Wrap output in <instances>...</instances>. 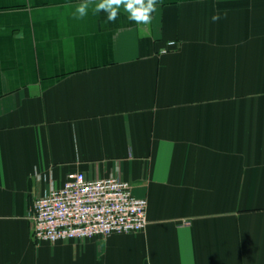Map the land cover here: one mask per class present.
Segmentation results:
<instances>
[{"label": "crops", "instance_id": "obj_1", "mask_svg": "<svg viewBox=\"0 0 264 264\" xmlns=\"http://www.w3.org/2000/svg\"><path fill=\"white\" fill-rule=\"evenodd\" d=\"M81 2L0 0V264H264V0ZM74 172L128 181L145 230L34 242Z\"/></svg>", "mask_w": 264, "mask_h": 264}, {"label": "built area", "instance_id": "obj_2", "mask_svg": "<svg viewBox=\"0 0 264 264\" xmlns=\"http://www.w3.org/2000/svg\"><path fill=\"white\" fill-rule=\"evenodd\" d=\"M176 47L175 42L168 48ZM146 210L147 201L133 195L128 181L69 173L61 187H50L34 200L31 237L36 243H56L141 233L147 225Z\"/></svg>", "mask_w": 264, "mask_h": 264}, {"label": "clouds", "instance_id": "obj_3", "mask_svg": "<svg viewBox=\"0 0 264 264\" xmlns=\"http://www.w3.org/2000/svg\"><path fill=\"white\" fill-rule=\"evenodd\" d=\"M158 2L159 0H82L75 8L74 18L83 19L88 15L91 8L94 14H98L101 11L107 13L105 23H115L121 10H123L127 13V19L130 22L138 25H147L152 21ZM220 18L219 14L213 15L212 21L216 22ZM166 44L168 47H171L175 44V41L168 40ZM160 51L162 54H166V48H161Z\"/></svg>", "mask_w": 264, "mask_h": 264}]
</instances>
